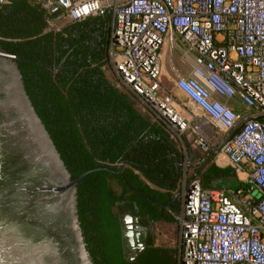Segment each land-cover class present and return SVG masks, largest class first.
Segmentation results:
<instances>
[{"label": "built area", "instance_id": "built-area-1", "mask_svg": "<svg viewBox=\"0 0 264 264\" xmlns=\"http://www.w3.org/2000/svg\"><path fill=\"white\" fill-rule=\"evenodd\" d=\"M36 1L70 21L111 14L115 86L154 106L176 132L206 125L226 134L222 150L244 186L204 188L195 179L178 215L181 262L264 264V0ZM170 31L196 53L190 75L177 81L191 101V120L174 108L172 95L160 93ZM236 98L250 115L230 105ZM195 142L204 144L200 135Z\"/></svg>", "mask_w": 264, "mask_h": 264}, {"label": "trees", "instance_id": "trees-1", "mask_svg": "<svg viewBox=\"0 0 264 264\" xmlns=\"http://www.w3.org/2000/svg\"><path fill=\"white\" fill-rule=\"evenodd\" d=\"M56 18L36 0H4L0 43L26 58L17 61L26 88L73 177L87 173L77 185L78 207L93 263L179 264L181 247L175 252L154 237L128 262L114 212L118 203H137L155 223L174 222L183 203L175 198L186 166L181 149L198 162L192 163L194 175L204 188L244 183L232 166L214 161V149L200 153L186 137L171 138L163 118L151 121L107 77L111 14L53 29ZM37 60L63 68L51 71Z\"/></svg>", "mask_w": 264, "mask_h": 264}, {"label": "water", "instance_id": "water-1", "mask_svg": "<svg viewBox=\"0 0 264 264\" xmlns=\"http://www.w3.org/2000/svg\"><path fill=\"white\" fill-rule=\"evenodd\" d=\"M19 59L26 58L0 43V264H94L78 207L77 185L87 173L74 178L70 172L29 95Z\"/></svg>", "mask_w": 264, "mask_h": 264}, {"label": "crops", "instance_id": "crops-1", "mask_svg": "<svg viewBox=\"0 0 264 264\" xmlns=\"http://www.w3.org/2000/svg\"><path fill=\"white\" fill-rule=\"evenodd\" d=\"M183 41L180 37L174 32L170 31L167 35L166 41L162 48V63H161V74L159 77V82L161 85L160 93L161 95L170 94L173 96V106L174 108L179 111L184 117L191 120V114L189 110V106L191 101L186 93H184L181 89L177 87V81L179 78L190 75L193 65H194V58L195 52H187L183 50ZM173 47L178 48L176 50L177 54H182L185 56V62L183 63L184 66L180 69H175L173 72L169 69L168 64H170L167 60L172 53H169V48ZM172 48V49H173ZM181 49V50H180ZM175 73V74H174ZM171 79H173L174 85L171 86ZM230 105L237 111L242 112L244 115H250L251 111L244 105V103L239 99H232ZM183 136L188 139L191 143L192 149H216V159L219 166H231L229 163L226 155L224 154L222 147L223 143L226 139V134L216 130L215 128L208 127L206 125H202L200 132H195L193 129L189 128L188 130L183 132ZM200 135L203 140L204 144H198L195 142V138ZM242 176H239L241 179Z\"/></svg>", "mask_w": 264, "mask_h": 264}, {"label": "rangeland", "instance_id": "rangeland-1", "mask_svg": "<svg viewBox=\"0 0 264 264\" xmlns=\"http://www.w3.org/2000/svg\"><path fill=\"white\" fill-rule=\"evenodd\" d=\"M70 22V20L64 19V18H56L53 23L51 24V28L53 29H58L61 28L62 26H64L66 23ZM170 46L169 48V53H172V55L167 58L168 62L170 64H168L169 69H171L173 72H175V69H180L184 66V62L185 60V56H182V54H177L176 50L178 48H173ZM181 50V49H180ZM183 50H186L188 53L192 52L194 53L192 50H190L188 48V46H186L183 43ZM196 55V54H195ZM184 61V62H183ZM106 74L107 77L111 80V82L114 83V85H116V80L117 77L114 74V72L112 71L111 67H106ZM175 74V73H174ZM116 83V84H115ZM171 86L174 85L173 79H171ZM120 91H122L123 93H126L130 96L131 100L133 101V103L136 105V107L145 115L147 116L151 121H156L158 120L157 118V110L155 109L154 106H151L149 103L143 102L141 99H139L138 97H135L125 86L121 85V86H116ZM178 87V86H177ZM180 89V88H179ZM184 133H179L176 131H171V138H173L175 141L179 140L182 141V136ZM173 135V137H172ZM197 151H199L200 153H204L205 149H195ZM215 150V154H216V149ZM181 152L185 154V168L184 171L182 173V179H181V184L179 185L178 190H176V192H180L181 189H184V194L186 193V187L188 186L186 184L185 187L182 186L183 180L185 179L186 182L189 180L190 177L194 176V171H195V166H192V163H198V162H192L191 158L187 157V150L186 149H181ZM216 155L214 156V161L217 163V159H216ZM218 164V163H217ZM189 165V166H188ZM219 165V164H218ZM184 194H182L180 196V199L183 200L184 199ZM260 192L258 190L254 191V195L257 197H260ZM152 236L155 239V242L157 245H162L165 247H168L170 249H172L173 251L177 252V250L180 249L181 245H180V222L177 218L175 219L174 222L172 223H167V222H156L154 223V227L152 230Z\"/></svg>", "mask_w": 264, "mask_h": 264}, {"label": "flooded vegetation", "instance_id": "flooded-vegetation-1", "mask_svg": "<svg viewBox=\"0 0 264 264\" xmlns=\"http://www.w3.org/2000/svg\"><path fill=\"white\" fill-rule=\"evenodd\" d=\"M59 66L63 68L62 64L57 67ZM56 68L51 71L61 69L56 70ZM195 176L196 174L190 177L187 182L184 179L182 186L185 187L186 184L188 185L189 181ZM183 190L181 189L180 192H175V198L184 194ZM114 212L121 222L123 255L127 258L128 262H134L135 258L146 248L150 239L153 237L152 230L155 222L150 216L143 215L141 208L135 202H119L114 208ZM179 264H182L181 259Z\"/></svg>", "mask_w": 264, "mask_h": 264}]
</instances>
